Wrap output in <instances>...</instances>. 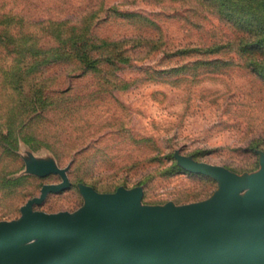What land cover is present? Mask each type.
<instances>
[{
    "label": "rangeland",
    "instance_id": "1",
    "mask_svg": "<svg viewBox=\"0 0 264 264\" xmlns=\"http://www.w3.org/2000/svg\"><path fill=\"white\" fill-rule=\"evenodd\" d=\"M264 0H0V220L74 211L81 185L185 204L182 153L263 170Z\"/></svg>",
    "mask_w": 264,
    "mask_h": 264
},
{
    "label": "water",
    "instance_id": "2",
    "mask_svg": "<svg viewBox=\"0 0 264 264\" xmlns=\"http://www.w3.org/2000/svg\"><path fill=\"white\" fill-rule=\"evenodd\" d=\"M188 170L219 183L207 199L141 202L144 189L102 193L82 184L80 208L35 209L71 181L46 184L16 219L0 220V264H264L263 170L237 174L178 153Z\"/></svg>",
    "mask_w": 264,
    "mask_h": 264
}]
</instances>
